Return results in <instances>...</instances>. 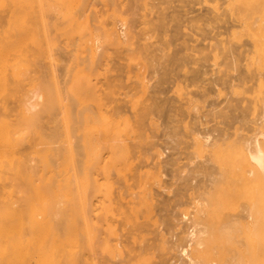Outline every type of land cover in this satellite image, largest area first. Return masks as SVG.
<instances>
[{
  "label": "bare ground",
  "instance_id": "obj_1",
  "mask_svg": "<svg viewBox=\"0 0 264 264\" xmlns=\"http://www.w3.org/2000/svg\"><path fill=\"white\" fill-rule=\"evenodd\" d=\"M120 1H122V0H120ZM120 1L118 0V2H120ZM228 1L229 2H228L227 7H229V13L233 14V16L231 14H230V16H232L233 18L235 17L236 21H238L239 23L236 22L234 19H232V20H234V22L239 24L240 27L235 23L239 28H241L240 30L243 29L244 33L246 32V33L250 34L251 42L250 41L247 42L248 44L246 46H249V47L244 46V49H240V47H239V49L238 48L233 49V48H231V46L223 45L225 42H222L220 39L219 40L221 42H219V43H221L222 45L219 44V45H216V47H215L216 42H215V44L214 43L212 44V45H214L215 49L218 48L215 51V53L212 52V54H214L213 55L214 60H217L218 58L220 59L221 55H228L231 53V55L229 56L231 58H229L228 60L225 58L224 59L227 60V62H229V60H230V63H229V67L231 68L230 70H236V72H237L236 75L230 74L231 71L229 73L228 72L229 70L227 71V69H224L225 67L222 68L221 66H219L220 64H222V63H219V62H221V59L218 62L219 65H216L217 62L214 63L212 61L216 65V67L219 66L222 69H220V68L218 69V67H217L218 70L216 72L214 71L215 73L212 71L213 72L212 74L215 76L212 75L213 77H211V79H210L211 82H209V81L208 82L211 85H213V87H214V85L222 84V86H224V84H225L226 85L225 87L226 88L229 87L230 92H232V96H228V95H230L229 91L227 92V90H226V93H224L223 91L221 92L220 89H219L220 91L218 90L217 94H220V95L225 94L226 95L227 102H226V106L224 105L226 107V110H222V109L220 110V108L216 109L217 107H214L216 102L215 101L212 102L213 101L212 100L209 103L210 106H213L212 110L209 111L210 112L209 115H212L211 117H213V118L209 119L207 117L208 116L207 114L199 115L198 113L200 112L199 111V105H200L199 102L200 101L197 100L198 98L195 99L191 95L189 97H187V93H188L186 91L187 89L185 91L183 90L184 92H187L186 93V101L183 102V105L178 107V106H176L177 101L175 102V106H176V109H178V111H179V109H180V111H187V112H189L190 115L193 114L190 112H192V111L195 112L193 114V115H195V117H194L195 121H193L192 124H190L191 122L190 123L184 122L185 124H183V125L185 128L184 127L183 128L185 129V132L184 133L181 132L182 136L179 135L181 137H187V138L190 137L191 138V142H186L188 144L187 145L185 144L186 146H184V148L190 147L197 154L199 152L200 153L203 152L204 154L206 153V155L208 154V160L207 161L205 160L206 163L205 162H203V163L197 162L198 164H201V165H199V166L195 165L196 167L191 168V170H189L188 173H186L183 176L182 175L179 176V178L180 177L183 178L184 182L188 183V182H190V180L192 178L194 179V177H196V175H197L198 181L196 183L193 182L195 184L190 183L191 186L189 188V189H193V192H191L190 197L193 200V203L195 206L194 208H196V210L194 211L195 213L193 212L194 214L192 215V217L187 216L188 219H191V220H189V222L187 220H185L187 218L185 217V214H184L183 217L185 219L183 222L187 221L189 224L187 222L184 223L186 225L183 224L180 231L177 233L175 232L171 239H169V237H167L168 240H165V235L161 237L163 239V241L170 243L166 247V248L170 249L169 252H171V249H177V248L180 249V251H181L178 259L175 260L176 262H171L170 260L172 258L167 257L166 259H167L168 264H176V263H178V264H204V261H202V259L200 258L201 250H198L197 254L191 256L190 251L186 253L185 246H183V245L185 244L187 246H192L193 244H195L198 246V248L200 246H202V244H203L202 242H204L203 241L204 229L206 228V221L204 218L205 217V211H206L205 207H207V203H208L207 200H209L208 198L209 197L212 198V196H214V195H218V198L220 197V199L223 203L226 202L224 206H226V204L228 203L227 200L228 201L230 200L229 196H231L235 199L237 198L238 201H240V199L243 198V199H246L249 203H252V204L247 203L249 205V207L243 208V214H241L240 216L236 215L237 213L234 214L235 212H225V216L223 217L224 218L223 220L220 221L219 220L220 218L217 219L220 221V224H217V225H219L218 226L219 231H220V229H222L220 231L221 236L219 237L220 239L222 237V239L221 240L219 239V240L221 242H223L222 240L226 239L225 240L226 242L224 245L226 246L228 244L230 246V248H229V246H226V247H228V249H230V252L225 246L223 248V244H221L222 246L218 244V246H219V248L221 247L222 249L226 248L225 250H227V252L231 255V256L226 255L228 257V260H226L227 258L225 257L222 264H256L255 263L256 261L254 262L253 260H250V258H248V256L245 254H244L245 255L244 258H242V257H241L242 259L238 258V255L236 254V252L234 251V248H233L234 246H236L237 240H234L232 237V234H230V233H232L234 231V229H237L239 226L244 228V230H243L244 232H246L245 229L247 230L248 228L250 229L249 231H252V226L253 225L255 226V224L257 223V222L255 223V219H254L255 206L257 207L259 205L258 203H260L263 205L262 209L264 210V0H261V1L259 0V3L256 4V7H254L255 4L252 5V4L248 3L249 0H228ZM109 2L112 3L114 6L115 2H117V0H109ZM109 2H107V3H109ZM152 2H154V1H152ZM169 3H171V1H169ZM225 3H227V1ZM48 4L49 3L47 0H0V26H1V28H4V30L2 29V31L0 32V95L3 94V95H1L3 98L0 96V99H2V100H0V182L2 181V184H0V186L2 185L0 187L1 188L0 189V194H1L0 195V264H113L114 260H112V261L109 260V258L111 256H112V259H114L113 257H117L118 259H120L121 262L125 261V264H130V260L135 259V258H138V260L141 261V263H143L144 259L146 260L147 258H151V257H149V255L153 254L149 249L157 248L158 244H152L151 243L150 245H148V244L147 245L146 244L141 245L140 244L141 241L137 240V241H139L138 242L139 246L137 244L138 248H137V246H135V247L133 246L131 249L127 250L126 245L125 246L120 245L121 243H119V245L124 248V249H122V247H120V248L115 247V245L117 243L116 244L111 243L112 242L111 236L115 235L119 228L117 229V225L115 226V222L113 221L116 219V218L114 219V214H113V209L115 207V206H113L115 203L114 202L115 197L113 196L114 195L113 194L114 193V190H113L114 184L112 185L109 180H111L110 178H111V175L113 173L119 174V172H121L123 168H125V167L129 168V167H131L130 166L131 164L135 163L136 159L133 158V160H135V161L132 160V157H134L133 152L134 153H135V151L138 152V156L140 158L141 157H145L144 159L148 158L149 155H147V154L149 153V151L144 148V146H146V144L144 145V142L147 143L146 141H147V139H149L148 138L149 135L146 132V134L148 136H147L146 141H145L144 136L146 137V134L143 132L145 134L143 136V134H141L142 132L141 133L139 132V130L141 128L140 123L144 119V117L149 116L150 124L157 126V127H160L157 124V123H159V120H158L159 118H156V115H159L158 117H162L163 115L155 114L156 112L158 113V111H159V110L156 111V109H155L156 105L155 104H156V102L159 101V99H158V101H156L157 96L159 98L162 93H166L165 88L163 89L164 86L162 84L164 82H167L166 80H168L167 78H169V76H167V77H165V76L169 75L168 73L170 70H168L169 68L167 67L166 64L162 65V68H163L162 70L159 67H158L159 68L158 69L155 66V64H153V61L156 58L154 57L155 59H153V61L151 62L150 61L151 58L149 57V54H148L149 51L147 52V50H146V52H147L146 54H148L149 60L148 61L146 60L145 63H143V64L148 68L149 67L153 68L152 71H149V72H152L151 78L153 77L154 74L159 75V78H157L158 79L157 81L159 84L156 85L158 87V90L155 91V89H154L153 90L154 92L150 94V98H149V99H151V101H149V104H150V102L153 104H150L147 106V105H145V101H143V103H141L138 100V99H141V97L140 98L137 97V99H135L134 97H136V96H134L133 94L132 95L134 97L130 96V99H126V98L124 99V100H126V102H127V100L129 102H131L132 105H129V108H130V106H133L131 109H133L132 111L134 112V115H135L134 118L138 123L136 125V127L133 126V124H132L133 122L130 123V121H132L129 118L130 116L128 117L124 113V111H126V110H124V107L127 106L126 102H125V104H120V105L117 104V106L114 105L115 107L113 106V108H111L113 110L112 111L110 110V112H111V113H109L110 116H106V115L102 116L100 114L101 113L103 114V112L101 110H99V111H101L99 114V111H97V109L94 108L96 110L95 111L93 109L94 112H97L100 115V116H98V115L96 116L97 117L96 121L98 123L103 124V126H104L103 128H101L100 132L95 133L93 131V128H91V126H90V122H94V121H91V119L93 118L92 115L93 114L95 115V113L92 110L93 104L92 105H86V106H91V108L86 107V106L80 108L79 104L81 102L79 100L83 101V99H84V101H86L85 97H86L87 93H89V92L92 93V90H93V92H96L97 89H99V88H97L95 91V87L92 86L90 82L91 81L93 82V78H95V79L98 78L99 75L97 76V74H100V73L97 70V66L99 63H101V61H103L102 65H104V63L106 65H108V61H106V59H107L106 57H108V55L105 56V54L103 53L104 51H103L102 54H104L103 56H105V58H103V59H102V57L98 58L100 60H97L98 62L96 61L98 63L97 64L95 62V59H92L91 56L86 55L85 57L83 56L84 58L82 56H80V54L83 52L80 53L78 48H73L71 51L68 50L69 52L66 49H63L62 53L60 54L61 57L59 58V61L61 60L63 65L61 62H59V63H61V67L59 66V63H57V64H58L59 68L61 69L60 73H61L62 77L63 76L65 77L66 74H68V76H66L67 79H69V78L71 79V80L70 79L64 80L63 79L64 77L63 78L59 77L60 79H58L57 78L58 74L56 76V74L50 73V72H55L54 69H56V68L55 67L52 68V67L56 66L57 64L55 65V63H54L55 60L53 61L54 57L52 58V56H53L51 53L52 50L50 52L51 45H50V47H49V45L48 46H46V45L48 42L50 43L52 41V39L61 38L60 35L67 34L68 32L77 31V30H79V28H80V30H82L86 24L89 26L91 23L90 21H92V20H93V22L91 23L90 27L95 25V27L93 26L94 30L101 32L102 36L105 38L106 42L109 45L115 44L113 46H116V45L122 46V45L126 44V40H128V41H130V46L135 45V44L137 46V43H139V42H135V44H134V41H133L134 35H132L130 33L131 32L130 30L127 31L128 30L127 27H129L130 25L126 26L127 30L124 28L126 31L123 29V31L121 33L117 31L118 30L117 26L115 28V22H114L115 20L113 19V17H115V19H117V20H120L119 18H117L119 13L116 12V7H113L115 10L113 13L112 12L110 13V11H109L110 14L105 15V13L103 12V14L106 17V19H102V20H104L103 22H102V20L100 21V19L103 16V15H101L102 13L100 14L95 9H94L95 11L92 9V13H90V15L88 13V10L86 9L87 13L90 17H91V15L92 16L94 15V16H93V18L91 17L92 19L89 17L87 18L89 22L85 21L86 20L85 18L87 17V13H85L86 11L84 9L82 10V7H81L80 9L82 11L80 10L81 11L80 12L78 9L77 12L75 11L76 12L75 14H77L76 16H78V18H79V16H82V18L84 19V21H83L84 23L80 22L83 20L81 17L80 18L82 20H79L76 16H73V17H76V18H73L74 20L70 21L71 20L70 18H68L69 20H66V25L70 27V29L66 30L65 28H63V26H61V25L65 24L64 23L65 21L64 22L62 20L58 21L57 16L54 15L55 12L53 10H52L53 17H48L51 15V12L49 11V9L52 8ZM71 4H73V1L71 2ZM120 4H122V3H120ZM155 4H156V2H155ZM166 4H168V2ZM130 5L132 6V4H130ZM156 5L154 7H156ZM245 5H247V6H245ZM5 6L8 7V9H7L8 11L6 10L8 13L7 16H5V15L3 16V14H2V9H3V7L5 9ZM87 6H89V5H87ZM87 6L85 5L84 8H86ZM92 6H94V8H95L96 5H92ZM147 6H150V5H147ZM223 6H222V8H223ZM143 7H144V5H143ZM168 7H170V6H168ZM227 7L224 6V9H226ZM134 8H136V6H134ZM138 9H140V8H138ZM157 9H159V8H157ZM188 9H190V8H188ZM227 9H226V11H227L226 14H228ZM100 10L102 11V9H100ZM122 10H121V12H122ZM128 10H130V9H128ZM140 10L142 11V9H140ZM143 10H146V7L143 8ZM162 10H164V9L162 8ZM48 11H49V13H47ZM93 11H94V13H93ZM111 11H113V10H111ZM131 11H133V14H134V11H136V10L132 9ZM141 11H138V12H141ZM151 11H154V10H151ZM161 11H159V12L161 13ZM189 11H191V10H189ZM106 12H108V11H106ZM148 12H149V10H148ZM155 12H157V11H155ZM165 12H164V14H165ZM150 13L151 12H149V14ZM185 13H187V12H185ZM125 14H127V13L124 12V16H125ZM128 14H130V11ZM144 14H145V11H144ZM149 14H148V16H147V14L144 15L145 19L150 17ZM162 14H163V12H162ZM84 15H86V16L84 17ZM138 15H140V14H138ZM218 15H220V14H218ZM100 16H101V18H100ZM134 16H135V14H134ZM166 16H168V15H165V18H167ZM224 16H223L224 19L226 17H229V15L226 16L225 13H224ZM161 17H164V16L161 15ZM49 18H50V21H49ZM54 18H55V20L56 19L57 20L54 21ZM172 18H175V16ZM125 19L128 22L129 19H127V18H125ZM134 19H132V20L134 21ZM137 19H140V18L138 17ZM145 19H144V21H145ZM149 19H151V18H149ZM149 19H148V21H150ZM214 19H216V18L214 17ZM218 20H220V19H218ZM60 21L62 24L59 23ZM138 21H136L135 23H137ZM141 21H143V20H141ZM146 21H147V19H146ZM5 22H6V25H3V23L5 24ZM104 22H106V24H104ZM234 22H232V23H234ZM7 23H8V27H7ZM156 23H157V21H156ZM159 23H160V21H159ZM225 23H227V22H225ZM228 23H230V22H228ZM52 24H53V27H51ZM128 24H131V23H128ZM162 24H163V22H162ZM2 25H3V27H2ZM58 25H60V26H58ZM87 25L85 27H88ZM106 25L108 28L106 27ZM143 25H145V24H143ZM148 25L150 26V24H148ZM229 25H231V23ZM81 26H82V29H81ZM165 26H166V24H165ZM231 26H228V28L230 29ZM49 27H51L52 29L49 30ZM61 27L63 29H61ZM90 27H88V28L90 30H92V27L91 28ZM137 27L135 26V28H137ZM139 27L141 28V26H139ZM162 27L163 26H161V23H160V28H162ZM131 28L133 29V27H131ZM135 28H134V30H135ZM146 28H147V25H146ZM146 28H144V29L147 30ZM156 28H157V26H156ZM234 28H235V26H234ZM234 28H231V31H232V29L234 30ZM53 29H54V32H52ZM158 29H159V27H158ZM229 29H227L228 33H229ZM140 30H142V29H140ZM149 30H151V29H149ZM167 30H165V31H167ZM177 30H179V27ZM177 30H175V32H177ZM236 30H237V28H236ZM151 31H155V30H151ZM160 31H162V30H160ZM165 31H162V32H165ZM127 32H129L130 34ZM55 33H57V34H55ZM232 33L234 35L235 32H231V34ZM239 33H240V31H239ZM239 33L238 34L236 33L233 36L236 38L237 42L241 41V39H242L241 38L242 36L240 37V35H242V34L239 35ZM241 33H242V31H241ZM142 34H143V31H142ZM156 34L157 33L155 32V35ZM231 34L227 35V39H228V36ZM130 35H132L131 38H130ZM136 35H139V34H137V31L135 33V36ZM151 35H154V33L153 34L151 33ZM155 35L152 37H155ZM161 35H163V34L159 33V36H161ZM174 35L176 36V34H174ZM233 37H232V39H233ZM140 38L142 39V36ZM148 38H149V36H148ZM162 38H163V36H162ZM135 39H136V37H135ZM176 39H178V38H176ZM232 39L230 37V41L233 42L234 39L233 40ZM155 40H157V38H155ZM162 40H164V39H162ZM162 40H160V42H159L160 45H161V42H163ZM166 40H168V39H166ZM222 40H223V38H222ZM136 41H138V40H136ZM158 41H159V39L157 40L156 43H158ZM223 41H225V40H223ZM230 41H229V43H230ZM132 42H133V44H132ZM170 42H171V40H170ZM232 42H231V44H232ZM164 43H165V41L162 44H164ZM142 44L143 43H141V46H142ZM166 44H167V41H166ZM157 45L158 44H156V46ZM168 45H169V43H168ZM117 46H116V48H117ZM138 46H137V48H132V49H136L133 51H135L137 53V50H139L140 53L141 52L143 53V51L141 49L143 48V50H144L145 47L140 48L141 46L140 47H138ZM235 46H237V45H235ZM241 47H243V46H241ZM13 48L15 50L14 53L17 51L15 54L13 53V50H12ZM146 48L149 49L148 46ZM162 48H164V47H162ZM187 48L189 49V47H187ZM208 48L209 47H207V49ZM212 48H213V46H212ZM75 49H77L78 52ZM153 49H154V47L152 48V50ZM214 50L212 49V51H214ZM139 51H138V53H139ZM155 52H156V50H155ZM70 53H72V54H70ZM108 53L106 52V54H108ZM156 53L158 54V52H156ZM208 53H211V52H208ZM208 53H206V55ZM152 54L153 53H150V56H152ZM166 54H164V56ZM175 54H177V53H175ZM178 54H179V52H178ZM11 55H13V56L11 57ZM138 55H140V54H138ZM100 56H102V55H100ZM154 56H156V55H154ZM158 56H159V54H158ZM158 56H156V57L158 58ZM168 56H169V53H168ZM133 57H136V56L134 55ZM139 57H141V55ZM142 57H143V54H142ZM208 57L210 59V55ZM208 57L206 60H209ZM144 58H146V57H144ZM152 58H153V56H152ZM159 58H161V56ZM175 58H176V56H174L173 59H175ZM177 58H179V57H177ZM110 59H112V56ZM128 59L130 60L132 58L128 57ZM47 60H48V62H47ZM107 60H109V59H107ZM156 60H155V63H156ZM169 60H171L170 56H169ZM206 60L204 59L205 62H206ZM86 61H88V62L86 63ZM159 61H158V63H159ZM162 61H163V59H162ZM185 61H187V60H185ZM209 61H207V62H209ZM94 62L96 63L97 66H94L95 65ZM146 62H147V64H146ZM193 62H194V60H193ZM196 62H197V60H196ZM72 63H73V65L71 66L70 64H72ZM158 63H157V66H158ZM173 63L174 62H172V64ZM177 63L179 64V61H177ZM184 63L185 62H183V64ZM227 65H228V63H227ZM243 65H244V68H243L244 70L242 69ZM58 66H56V67H58ZM76 66H78V67L81 66L85 69L87 68V70L88 69L92 70L91 69V66H92L94 68L92 73H94V70H97V72H95V74H94L97 77L96 76L94 77L93 75L92 76L88 75L89 77L91 76V78L89 80V77L86 75V74H90L89 71L82 68L83 72L84 71L85 72L82 73V75H81V73L78 72L81 70V68L76 71V69H75V68H77ZM168 66H169V64H168ZM170 66H171V64H170ZM47 67H49V68H47ZM88 67H90V68H88ZM98 67L102 68L101 65ZM106 67H107V69L109 68L108 66H106ZM113 67L114 66H112L111 68H113ZM187 67L188 66H186V68ZM212 67H214V66H212ZM46 68L49 71L45 70ZM59 68L57 70H60ZM101 68H100V70H103L104 73H106L105 72L106 69H104L105 67H103L102 69ZM176 68H177V65H176ZM206 68H208V67H206ZM206 68H205V70H203V68H202L199 71L203 74H204V72L208 73V70H206ZM209 68H211V66H209ZM114 69H115V67H114ZM178 69H179V66H178ZM196 69H197V67H196ZM180 70H181V68H180ZM188 70H186V71L189 72ZM213 70H216V69H213ZM38 71L43 72L41 74L44 77L52 76V81H51V78H49L50 79L49 81H51V84H48V85H52L51 87L54 88V91L52 88H50L53 92H55L53 94L55 96H53L51 94L53 99L50 98L51 96L49 95L50 93H52V91L50 93L45 92V95H44V91H46V90H44V87L48 86L47 84H45V83H47L45 80H41L44 83V84L42 83L43 85L41 84V81L39 82L38 80H36L37 81L36 82L35 79L32 80L33 78H35L36 74L39 75L40 72H38ZM73 71H76L78 73L73 72ZM112 71H113V69H112ZM199 71H197V72H199ZM32 72H34V73L36 72V74H33V76H32ZM146 72H147V70H146ZM190 72H191V70H190ZM194 72H196V71H194ZM55 73H58V71ZM60 73H59V75H60ZM69 73L74 74L75 77L76 76L79 77V75H81V76H83V78L85 76V78L84 79L78 78L79 80H77V77H76V79H73L74 76L73 77L70 76ZM101 73H102V71H101ZM110 73H112V72H109L108 74H110ZM175 73H176V71H175ZM175 73H174L173 78H171V79L177 81V77L175 76ZM63 74H65V75H63ZM188 74H190V73H188ZM171 75H172V73H171ZM176 75H178V74H176ZM191 75H193V73ZM104 76H106V75H104ZM206 76L207 77H205V80H206V78H208V75H206ZM86 77L88 78L87 80H85ZM110 77H111V75L109 76V79H110ZM174 77H176V78H174ZM191 77L185 73V79L180 78L178 83H176L180 87H178L176 85L177 87L175 86L176 88H174L176 90V92H175L176 94L179 91H180V93H178L179 96H180V94L182 96L185 94L184 92H183L184 94L181 93L184 85H180L181 84L180 82H184L185 87H187L186 82H188V80L190 82L191 80H193L195 78V76H191ZM154 78H155V76H154ZM154 78H153V80H154ZM178 78H179V76H178ZM198 78H199V76H198ZM80 79H82V80H80ZM105 79H106V77H105ZM107 79H108V77H107ZM201 79H202V77H201ZM203 79H204V77H203ZM110 80H112V77ZM33 81H35V83H32ZM82 81H84V82H82ZM86 81H90V82H86ZM106 81H109V80H105L104 82H106ZM251 81H253V83H250ZM27 82H28V84L30 82V83L36 84V85L35 86L33 85V87H35V88L32 87L30 92L25 91L27 93L24 92L26 95L24 94L25 96L22 98L21 96L18 95V93L21 91L23 86L27 85ZM52 82L54 84H52ZM111 82H113V80ZM193 82H195V81H193ZM77 83H79L78 84L79 86L77 85ZM84 83H85V85L88 84L87 86L91 85V86H89L90 89H89V87H87L89 89V90L87 89L89 92H86V94L83 90V89H86L85 88L86 86L83 85ZM96 83L97 82L95 81L94 84L97 85ZM146 83H148V82L142 81L140 83V86H142V88L144 89V91H142V92H145V91L149 92V85ZM37 84H39V85L37 86ZM108 84H109V82H108ZM108 84H106V86ZM112 84H114V83H112ZM116 84H117V82H116ZM210 84L208 85V87L212 88V86H210ZM118 85H113V86L114 87L116 86V88H117ZM196 85H198V82ZM201 85H202V83L199 84L200 87H201ZM75 86L77 88H75ZM80 86H82V87H80ZM83 86H85V87L83 88ZM108 86H110L112 88V85H108ZM156 86L154 88H157ZM42 87H43V89H42L43 91L41 90ZM78 87H80L81 89L83 88L82 90H83V93L85 95L82 94L84 96V97L82 96L83 97L82 99H79V97L81 98V96L78 94H81L82 90ZM91 87L94 89H92ZM114 87L112 89L116 90V88L114 89ZM168 87L166 86V90L169 89ZM190 87H191V85H190ZM107 88L108 87H106V91H107ZM142 88L140 87V89H142ZM177 88H179V89L181 88V89L177 92V90H178ZM47 89H48V87H47ZM77 89H78V91H80L79 93H77L78 91L76 92L77 93L76 96H78V98L76 97V99H74L75 94L69 96L70 93L72 94V92L77 90ZM151 89H153L152 86H151ZM213 89H215V88H213ZM100 90H102V89L100 88ZM100 90H98V92ZM109 90L110 89H108V91ZM171 90H172V88H171ZM41 91L43 92V94L41 93ZM106 91L105 90H104V92L102 91L103 94L106 93V94H104L106 96V98L108 97V99H111L110 96L116 94L118 90L116 92L114 91L115 93L112 90L109 91L110 96H107L109 94H107L108 91L107 92ZM203 91H204V93L201 96V100L204 98V101L207 100V98L211 97V95H213L214 93L217 92L215 90L216 92L211 94L213 90L208 89V88H206ZM150 92H152V91L150 90ZM46 93L47 94L49 93V94L46 95ZM73 93H75V92H73ZM125 93H127V94H125V96L126 95L129 96V92H125ZM196 93L197 92L195 91V94ZM67 94H68V98H69L70 102L67 100ZM89 94H87V97H89L93 94L95 101H96V99H97L95 97L96 94H94V93H92L90 95ZM145 94L141 93V95H144L146 97ZM234 94H236L238 97L233 96ZM247 94H250V95L253 94L254 95L253 99L246 97ZM17 95H18V97H17ZM43 95L46 97H43ZM99 95H101V94L98 93V96H97L98 98H99ZM188 95H189V93H188ZM47 96H48V98H47ZM54 97H55V100H54ZM70 97H72V98H70ZM114 97L112 96V98H114ZM217 97H218V95H217ZM15 98H18V99H16L17 104H15L16 102H14V104L12 103V101H14ZM94 98L92 99L93 101L91 100L93 103H95L94 106L97 107L96 106L97 104H98V106H101V102H99V100H101V98L97 99L98 100L97 102H99V103L95 102ZM103 98H105V97H103ZM163 98H165V97H163ZM77 99H79V100H77ZM108 99H106V101L103 99V101L105 103H110L111 101H109ZM115 99H112V100H115ZM169 99H171V98H169ZM142 100H145V99L143 98ZM147 100H148V98H147ZM78 101L80 103H78ZM84 101H83V103H84ZM87 101H90V100H87ZM166 101H167V99H166ZM112 102L110 103V105H112ZM161 102H160V104H161ZM168 102H169V100H168ZM83 103H81V106ZM105 103L102 102V105L104 104L107 106V104H105ZM200 103H202V102H200ZM11 104H13L14 106ZM158 104H157V107H159ZM162 104H165V103L163 102ZM110 105H109V107H111ZM170 105H171V103H170ZM172 105H174V104L172 103ZM170 107H173V106H170ZM223 107H221V108H223ZM169 109H167V110H169ZM208 109H209V107H208ZM86 110L90 111V113L88 115H84V112ZM104 110H108V106H107V109H104ZM154 110H155V113L153 112ZM91 111L93 112L92 114H91ZM174 111H176V110H174ZM108 112H106L107 115H108ZM159 112L161 113V111H159ZM166 112H168V111H166ZM179 112H176V113L179 114ZM174 113L175 112H173V115H174L173 117L175 118ZM151 114H152V116H150ZM165 114H167V113H165ZM168 115H169V113H168ZM180 115H181V113H180ZM185 115H183V116H185ZM49 117H51V118H49ZM166 117H167V115H166ZM170 117H172V115ZM219 118L221 120H218ZM182 119H185V118L183 117ZM92 120H94V119H92ZM174 120L175 119H173V121ZM191 120H192V118H191ZM143 121H145V119ZM166 121H168V120H166ZM142 123H144V122H142ZM210 123H213V124H211L209 126ZM165 124H167V123H165ZM203 124H204V128L202 127ZM222 124H223V126H220ZM170 126H171V124H170ZM46 127L51 128L52 132H49L50 134H48V135H49V137L51 136V138L52 137L54 138V140H52V142H50L51 138H49V137L47 138L48 135L46 134V131L48 132L49 130H46ZM178 128H179V126H178ZM180 128H182V127H180ZM152 129H154V128H152ZM117 132L121 133V136H119L118 138L113 136ZM153 133L155 136L154 131H153ZM33 136H37V138H41V140H47L48 139L47 141H49V143H52V144L55 143V141H58L57 145H55V146L52 144H51L52 146L51 145L49 146V143L46 142V144H48V146H46L44 149H47V151L46 150H45V152L42 151L41 155L43 157L41 155H39V157L41 159L40 163H42V166H39L37 164H31V161L29 162V159H28V157H30L31 154H28V152L26 154H24L23 152L22 153L20 152L22 150L21 144L23 142L25 144L26 142H28L26 140H30ZM162 136H163V134H162ZM160 137H161V135H160ZM152 138H150V139H152ZM157 138H158V134H157ZM169 138H170V135H169ZM177 138H179V137H177ZM187 138H185V140H187ZM102 140L105 141L104 148L107 149V154L105 157L99 159V157L98 156L96 157V155L92 152L93 151L92 148L97 145L95 143L101 142ZM153 141H154V139H153ZM156 142H159V140ZM156 142H152L151 147L155 148L157 145L159 146V144H161V142L159 144H157ZM164 142L162 143V145H164ZM181 142L183 143V139ZM169 143H170V141H169ZM24 144H23V146H24ZM30 145H32V144H30ZM170 145H171V143H170ZM18 146H19V148H18ZM20 146H21V148H20ZM147 146L150 147L149 145H147ZM180 146H178V147H180ZM28 147H32V146L28 145ZM144 149L146 151H144ZM149 149H151V148H149ZM173 149L172 150L170 149V151H173ZM180 149H182V147ZM48 150L50 151V153L48 152ZM19 152H20V154H19ZM38 152H40V150L37 151V154H39ZM47 152L49 155L46 154ZM152 152H153V154L157 152L156 155L154 154L155 156L162 155L161 150L160 149L158 150V148L156 149V151L154 150ZM178 152L180 154H183L185 151L182 152V151L178 150ZM178 152L176 151L177 154H179ZM43 153H45V155H43ZM51 154H52V156H50ZM185 154L189 155L190 152H188V153L185 152ZM26 155H27V157H26ZM47 155H48V157L50 156V158L52 157V159H51L52 162H51V160L49 162L50 158H48V157L45 158ZM154 155H151V156L155 157ZM171 155H173V154H171ZM23 156L26 158H24ZM168 156L169 155L167 154V157ZM41 157L43 159H47V160H43V162H42ZM155 159H156V157H155ZM153 160L154 159H152V161ZM192 160L194 161V159H192ZM37 161L39 162V160H37ZM132 161H133V163H132ZM146 161L148 162L149 160H146ZM157 161H159V160H157ZM166 161L169 162L171 160L169 159ZM38 162H36V163H38ZM140 162H142V161H140ZM163 162L164 161H161V164ZM40 163H38V164H40ZM165 163L166 162H164L163 164H165ZM169 163H167V164H169ZM152 164H155V163L153 162ZM140 165H142V164H140ZM140 165H136V166H140ZM158 165H159V163H158ZM162 165H161V167H162ZM175 165H176V163H175ZM166 166H164L163 168H165ZM161 167H159V168H161ZM168 167H170V166H168ZM138 168L140 169V167H138ZM159 168H158V170H159ZM165 169H164V171H165ZM96 170H101L100 174L103 175V177L101 176V178H104L106 180L105 183H103L104 184L103 187L99 183V178L95 177L96 176L95 175ZM154 170H155V168H154ZM142 171H143V169H142ZM142 171L141 172L139 171L136 174L134 173V180L136 179L135 182L138 183V186H140V188H142V190L140 193L135 192V191L132 192L134 195H136V197H139L140 200H143L142 194H145V190H146L145 188L147 187L146 184L147 183L153 184L154 181L156 180L155 179L156 173L154 174V172L150 173V172H144V171L142 172ZM174 171H175V169H174ZM157 172H159V171H157ZM47 173H48V175H47ZM168 174L171 175L170 173H168ZM49 175H50V177H49ZM199 175H202V176L199 177ZM46 176H48V177H46ZM149 176L150 177L155 176V177H154V179L151 178V180H150ZM197 177H196V179H197ZM169 179H170V177H169ZM181 180H180V182H181ZM156 181H158V180H156ZM101 183H102V181H101ZM132 184H134V182ZM188 185H189V183L187 185H185V187ZM138 186H136V188ZM144 186H145V188H144ZM149 186H150V184H149ZM130 188H131V186H130ZM175 190H177V189H175ZM185 190H186V188H185ZM99 191L103 192V196L105 197V201H106L105 203H103V205H104L103 209H105L104 216L103 215L95 216L97 214H94V212H96L95 209H97V208H95L97 205H96V201L94 200V196H96V193H98ZM188 193H189V191H188ZM176 194H177V192H176ZM176 194H174V196ZM122 195H123V193L120 194V196H122ZM185 195H186V197H188L187 194H185ZM178 196H180V194ZM225 198H229V199H225ZM238 198H240V199H238ZM230 201H229V203H230ZM236 201H235V203H236ZM190 202L192 203V201H190ZM218 202H220V201H218ZM144 203L145 202H143V204ZM232 203H234V202H231V204ZM242 203H244V202H242ZM239 204H241V203H239ZM224 206L221 205V207L223 209H224ZM235 207H237V206H235ZM227 208H230V207H227ZM227 208L225 210H227ZM149 210L150 209L147 208L145 211H149ZM207 210H210V209H208V207H207ZM223 211L224 210H222V212ZM214 213H215V211H214ZM263 214H264V212H263ZM126 215L123 216L124 221H123V218L120 221L124 222L123 224H125V225H128V224H131V225H128L127 227L125 225L121 226L122 223L120 221L116 220L118 223L121 224V225L119 224V226H121L123 228L125 227L127 229L129 228L128 230L131 233H133L134 230L138 231V229H140L141 223H143V222L140 221L141 223H138L139 220H137V216H135L134 217L135 220L131 219L133 221V223H131L130 222L131 217H128V214H126ZM97 217H100L101 219H99ZM257 217H259V216H257ZM150 219H152V216L150 217ZM256 221H258V219ZM153 222H156V221H153ZM256 225H258V224H256ZM130 226H131L132 230L130 229ZM253 228L256 229V227H253ZM254 232H255V230H254ZM250 233L251 232H249L248 235H250ZM101 234L103 236V239L100 238V237H102ZM169 234L171 235L170 230H169ZM172 234H173V232H172ZM104 235H106V236H104ZM250 237H252V236H250ZM250 237L248 236L249 239H250ZM244 241H245V239H244ZM121 242H123V240H121ZM228 242H232L234 244V246L232 245L233 250H232L231 245H230L232 243L229 244ZM162 245L164 246V244H162ZM162 245H159V246L162 248ZM181 245H182V248H180ZM160 247H159V249H160ZM205 250H207V248ZM259 250L262 251V255H264L263 254L264 248L259 246ZM195 251H197V250H195ZM223 251L224 250L221 251V253H222L221 256H224L223 253H225V252H223ZM232 251H234V252H232ZM132 252H134V255H131ZM231 252L234 254H232ZM237 252H239V251H237ZM144 255H146L148 257L145 256V258H143ZM232 255L234 256V258L232 257ZM235 255H237V256H235ZM240 255H241V253H240ZM102 256L104 257V259ZM151 256L154 257V255H151ZM107 257H109V258L107 259ZM204 258H206V257H204ZM262 258H264V257H262ZM220 260L222 261V258ZM146 261H148V259ZM262 261H263L262 264H264V260H262ZM114 262H116V261H114ZM141 263H139V264H141ZM219 263L220 262H218V264ZM131 264H137V263L135 261H133V262H131ZM148 264H149V261H148Z\"/></svg>",
  "mask_w": 264,
  "mask_h": 264
},
{
  "label": "rangeland",
  "instance_id": "obj_2",
  "mask_svg": "<svg viewBox=\"0 0 264 264\" xmlns=\"http://www.w3.org/2000/svg\"><path fill=\"white\" fill-rule=\"evenodd\" d=\"M48 1V5L50 6V7H52L51 9H49V11L51 12V15L50 16H48V17H53V15H52V10L56 13H54V15H56L57 16V19H58V21L59 20H62L65 24L64 25H61V26H63V28H65L66 30H68V29H70V27L69 26H67L66 25V20H69L68 18H70L71 20L70 21H72V20H74L73 18H78V16H76L77 14H75L77 11H78V9H79V11L81 10L80 8L82 7V10L84 9L86 12L85 13H87V10H88V13H89V15H90V13H92V9L94 10H97L101 15H103L102 16V18H101V16H100V21L102 20V19H106V17H105V15L106 14H110L111 12L113 13L115 10H114V8L113 7H116V12L117 13H119L118 14V16H117V18H119L120 20H117V19H115V17H113V19L115 20L114 22H115V28H116V26H117V31L118 32H122L123 31V29L125 28L126 29V26H128V25H130L129 27H127V31H131L130 33L132 34V35H134V44H135V42H139V43H137V46L138 47H140L141 46V43H143L142 44V46L140 47V48H142V47H145L144 48V50H143V48L141 49L142 51H143V53L141 52L140 53V51L139 50H137V53H138V51H139V53L138 54H140L141 55V57H139L140 55H138L135 51H133V50H136V49H132V48H137V46H136V44L135 45H132V46H130V41H128V40H126V44H124V45H122V46H117V48H116V46H113V45H115V44H112V45H109L107 42H106V40H105V38L102 36V33L101 32H99V31H95L94 30V27H95V25H93V26H91L92 27V30H90L88 27H90V25H91V23L93 22V20L92 21H90L91 23H90V25L88 26L87 24V26L88 27H83V29H82V26H81V29L82 30H80V28H79V30H77V31H74V32H68L67 34H64V35H60L61 36V38H58V39H52V41L48 44L47 43V45L46 46H48L49 45V47H50V45H51V48H50V52H51V50H52V58L54 57V59H53V61L55 60V65L57 64V63H59V62H61L62 63V61L60 60L59 61V58L61 57L60 56V54L62 53V51H63V49H66L67 51L68 50H72L73 48H78L79 49V52L81 53V52H83V53H79L80 54V56H91L92 57V59H95V62L97 61V60H100V59H98V58H101L102 57V59L103 58H105V56L106 55H108V57H106L107 59H109V60H107L106 59V61H108V65H106L105 63H104V65H102V63H103V61H101V63H97L98 64V66H102V68L103 67H105L104 69H106V73H104V71L103 70H100V68L101 67H98L97 65H96V63H95V65L94 66H97V70L99 71V73L100 74H97V76H98V78L97 79H95V78H93V82L91 81H86V82H90L91 83V85L92 86H94L95 87V91H96V89L97 88H99V89H97V91L96 92H93V90H92V93H94V94H96L95 95V97L97 98V99H100L101 98V100H99V102H101V106H98V104L96 105L97 107H95L94 106V104L95 103H93L92 101V99L94 98V95L92 94V93H90L88 90L90 89V87L89 86H91V85H89V86H87V85H85V83L83 84V85H85V86H83V88L85 87L86 89H83L84 90V92H85V94H86V92H89L90 94H92L91 96H89L90 94L89 93H87V94H89L88 96L89 97H87V94H86V97H85V99H86V101L87 100H90V101H84V99H83V101H84V103H83V101H81V100H79V99H82L84 96L82 95V94H84L83 93V90L80 88V87H82V86H80V87H78V88H80L82 91V93L81 94H78V95H80L81 96V98L79 97V99H77V100H79L81 103H83L82 104V106H81V103L78 101V103H80L79 104V106H80V108H82V107H84V106H86V105H92L93 104V106H92V110L95 108V109H97V111H99V110H101L102 112H103V114L101 113L100 114V112L101 111H99V114L100 115H102V116H110V114L109 113H111L110 112V110L112 111L113 109H111V108H113V106L114 105H116L117 106V104L118 105H120V104H125V102H126V100H124L125 98L126 99H130V96H136V97H134L135 99H137V97L138 98H140L141 97V99H138L141 103H143V101H145V105H150V104H153V103H151L150 102V104H149V101H151V99H149L150 98V94L151 93H153L154 91V89H155V91H157L158 90V87L156 86V85H158L159 83H158V79L157 78H159V75L158 74H154L153 75V77L151 78V76H152V72H149V71H152V67H146L143 63H145V61L147 60H149V57L151 58V62L153 61V59H155L156 60V63H155V60L153 61V64H155V66L158 68H160L161 70L163 69L162 68V65L163 64H166L167 65V67L169 68L168 70H170L169 71V75H166L165 77H167V76H169V78H167L168 80H166L167 82H164L162 85L164 86H162L163 87V89L165 88V91H166V93L168 94H166V93H162L161 94V96L158 98V96H157V100L156 101H158V99H159V101L158 102H156V107H157V104H158V106L159 107H155V109H156V111H161V113L158 111V113L156 112L155 113V110L153 111L155 114H161V115H163L162 117H158L159 115H156V118H159L158 120H159V123H157L160 127H157V126H154V125H152V124H150V118H149V116L148 117H144V119H145V121H141V128H140V130H139V132L141 133V134H143V136L146 134V132L148 133V135L146 134V137L144 136V139H145V141H146V138H147V136H148V138L149 139H147V143H145L144 142V145L146 144V146H144V148L146 149V150H148L149 151V153L147 154V155H149L148 156V158L151 156V155H156L157 154V152L156 153H154L153 154V152L152 151H156V149L158 148V150L160 149L161 150V152H162V155H160V156H155L156 157V159H155V157H153V156H151L149 159L147 158V159H144L145 157H139L138 156V152H136L135 151V153L133 152V156L134 157H132V160H133V158H135L136 159V161L135 160H133V161H135V163L134 164H131L130 166L131 167H125V168H123L122 169V171L121 172H119V174H117V173H113L112 175H111V180H109L110 182H111V184L114 186L113 187V190H114V205L113 206H115L114 207V209H113V214H114V219L115 220H113L114 222H115V226L117 225V232H116V234L115 235H112L111 237H112V242L111 243H113V244H116L115 245V247H118V248H120V247H122V246H120V245H126V249L128 250V249H131L133 246L135 247V246H137V244H138V242L139 241H141L140 242V244L141 245H143V244H148V245H150L151 243L152 244H158L157 246V248H151V249H149L153 254H151V255H154V257L153 256H151V255H149V257H151V258H147L148 259V261H149V264H168L167 263V257H169V258H172L170 261L171 262H176L175 260L176 259H178V257L180 256V253H181V251H180V249H171V252H169L170 251V249H168V248H166L170 243H168V242H165V241H163V239L161 238L162 236H164L165 235V240H168L167 239V237H169V239H171L172 238V236L174 235V233L176 232H179L180 231V229H181V227L183 226V224L184 223H186L187 221L189 222V220H191V219H188V217L187 216H189V217H192V215L195 213L194 211L196 210V208H194L195 206H194V203H193V200L191 199V197H190V194H191V192H193V189H189L190 188V183H192V184H195L197 181H198V177H197V175H196V177H197V179H196V177H194V179L192 178L191 180H190V182H188L189 183V185L188 186H186L185 187V185H187L188 183L187 182H184L183 181V178H179V176H183V175H185L186 173H188V171L189 170H191V168H193V167H196V166H199V165H201V164H198V163H200V162H205V160L207 161L208 160V154L206 155V153L204 154L203 152H199L198 154L197 153H195L194 152V150L192 149V148H184V146H186L188 143H186V142H191V138L190 137H181L182 136V134H181V132L182 133H184L185 132V127H184V125L183 124H185L184 122H188V123H190V124H192L193 123V121H195V119H194V117H195V115H193L195 112L194 111H192V112H190V113H193L192 115H190L189 114V112H187V111H180V109H179V111H178V109H176V106H182L183 105V102H185L186 101V93L188 92L189 93V95H188V93H187V97H189L190 95L191 96H193L195 99H197L198 101H200V102H202V103H200L199 102V115H203V114H207L208 116V118L209 119H211V118H213V117H211L212 115H209L210 114V110H212V107L213 106H210V101H212V102H216V106L214 105V107H217L216 109H218V108H220V110L222 109V110H226V102H227V100H226V95L225 94H222V95H220V94H217L218 93V90L220 89L221 90V92L223 91L224 93H226V90H227V92L229 91V94L230 95H228V96H232V92H230V89H229V87H225L226 85L224 84V86H222V84H219V85H214V87H213V85H211L209 82H211V77H213V76H215V75H213L212 73L215 71H217L219 68L220 69H222V68H224V69H227V71L230 73V71H231V73L230 74H234V75H236L237 74V72H236V70H230L231 68L229 67V63H230V60H229V62H227V60L229 59V58H231V57H229L230 55H231V53L230 54H228V55H221V57H220V59H221V62H219L220 61V59L218 58L217 60H214V57H213V55L214 54H212V52H214L215 53V51L218 49V48H214V45H212L213 43L215 44V42H216V44H215V47H216V45H222L221 43H219V42H225L223 45H227V46H231V48H233V49H236V48H238L239 49V47H240V49H244V46L245 47H249V46H246L248 43L247 42H251V36H250V34H248V33H244L243 31V29L242 30H240L241 28H239L240 26H239V22L238 21H236V19H235V17L233 18L232 16H233V14L232 13H229V7H227L228 6V0H226L227 1V3H225L226 1L225 0H152V1H154V2H152L151 0H122V1H120V2H118V0H117V2H115V5L113 6V4L112 3H110L109 2V0L107 1V0H47ZM73 1V4H71V2ZM105 1V2H104ZM169 1H171V3H169ZM261 1V0H260ZM93 2V3H92ZM95 2V3H94ZM107 2H109V3H107ZM130 2V3H129ZM132 2V3H131ZM141 2V3H140ZM147 4H146V3ZM150 4H149V3ZM155 2H156V4H155ZM168 2V4H166ZM100 3V4H99ZM120 3H122V4H120ZM134 3V4H133ZM152 3V4H151ZM248 3H250V4H252V5H254V7H256V4L257 3H259V0H249L248 1ZM261 3V2H260ZM120 4V5H119ZM130 4H132V6L130 5ZM137 4V5H136ZM144 5V7H143V5ZM154 4V5H153ZM249 4V5H250ZM87 6V5H89V6H87L86 8H84V6ZM92 5H96L95 6V8H94V6H92ZM106 5V6H105ZM118 5V6H117ZM146 5V6H145ZM147 5H150V6H147ZM152 5V6H151ZM156 5V7H154ZM159 5V6H158ZM170 6V7H168V6ZM172 5V6H171ZM186 5V6H185ZM225 7H227L226 9L228 10V14H226V9H224V6ZM134 6H136V8H134ZM140 6V7H139ZM142 6V7H141ZM220 6V7H219ZM222 6H223V8H222ZM245 6H247V5H245ZM7 6H5V9H4V7H3V9H2V14H3V16L5 15V16H7L8 15V13H7V9H8V7L6 8ZM112 7V8H111ZM127 7V8H126ZM131 7V8H130ZM146 7V10H143V8H145ZM154 7V8H153ZM161 7V8H160ZM212 7V8H211ZM99 8V9H98ZM104 8V9H103ZM126 8V9H125ZM138 8H140V9H142V11L140 10V9H138ZM157 8H159V9H157ZM162 8L164 9V10H162ZM188 8H190V9H188ZM87 9V10H86ZM100 9H102V11L100 10ZM113 10V11H111V10ZM120 9V10H119ZM124 11H123V10ZM128 9H130V10H128ZM136 10V11H134V14H135V16L138 18H140L141 20H143L144 21V19H145V17H144V15H146L147 14V16H148V14H149V12H151L150 14H149V16L150 17H148V18H146L147 19V21H146V19H145V21L143 22V21H141L140 19H137L135 16H134V14H133V11H131V10ZM154 10V11H151V10ZM212 9V10H211ZM223 9V10H222ZM7 10V11H6ZM81 10V11H82ZM94 10V11H95ZM108 11V12H106V11ZM118 10V11H117ZM121 10H122V12H121ZM148 10H149V12H148ZM162 10V11H161ZM189 10H191V11H189ZM49 11L47 12V13H49ZM76 11V12H75ZM80 11V12H81ZM94 11H93V13H94ZM109 11H110V13H109ZM129 11H130V14H128L129 13ZM138 11H141V12H138ZM144 11H145V14H144ZM155 11H157V12H155ZM159 11H161V13L159 12ZM166 11V12H165ZM170 11V12H169ZM175 11V12H174ZM213 11V12H212ZM103 12L105 13V15L103 14ZM124 12L125 13H127V14H125V16H124ZM132 12V13H131ZM136 12V13H135ZM162 12H163V14H162ZM164 12H165V14H164ZM185 12H187V13H185ZM211 12V13H210ZM218 12V13H217ZM223 14H222V13ZM88 13H87V17L85 18L86 20L85 21H88V17L89 18H93V16L91 15V17L88 15ZM98 13V14H99ZM224 13H225V15L226 16H228L229 15V17H226L225 19H224ZM123 14V15H122ZM132 14V15H131ZM138 14H140V15H138ZM218 14H220V15H218ZM230 14L232 15V16H230ZM138 15V16H137ZM161 15L162 16H164V17H161ZM165 15H168V16H166L167 18H165ZM181 15V16H180ZM73 16H76V17H73ZM86 15H84V17H85ZM121 16V17H120ZM133 16V17H132ZM143 16V17H142ZM146 16V17H147ZM160 18H159V17ZM175 16V18H172V17H174ZM216 18V19H214V17ZM224 16V17H223ZM82 18V16H79V20H82L81 18ZM104 17V18H103ZM142 17V18H141ZM156 17V18H155ZM193 17V18H192ZM60 18V19H59ZM91 18V19H92ZM122 18V19H121ZM125 18H127V19H129L128 20V22H127V20L125 19ZM136 20H135V19ZM149 18H151V19H149ZM155 18V19H154ZM192 18V19H191ZM195 18V19H194ZM220 19V20H218V19ZM52 19V18H51ZM56 19V20H57ZM132 19H134V21L132 20ZM148 19L150 20V21H148ZM154 19V20H153ZM159 19V20H158ZM232 19H234L236 22H238V23H236V22H234V20H232ZM55 20V18H54V21H56ZM126 20V21H125ZM139 20V21H138ZM162 20V21H161ZM231 20V21H230ZM49 21H50V18H49ZM57 21V22H58ZM84 21V19L82 20V21H80V22H82V23H84L83 22ZM104 20H102V22H103ZM122 23L123 21V25L120 23V22ZM136 21H138L137 23H135ZM156 21H157V23H156ZM159 21H160V23H161V26H163L162 28H160V23H159ZM89 22V21H88ZM87 22V23H88ZM101 22V23H102ZM133 22V23H132ZM143 22V23H142ZM148 22V23H147ZM162 22H163V24H162ZM225 22H230L231 23V25H229L230 23H225ZM232 22H234V23H232ZM53 23V22H52ZM56 23V22H55ZM60 24H62L61 23V21L59 22ZM128 23H131V24H128ZM147 23V24H146ZM159 23V24H158ZM239 26H237L236 24ZM80 24V23H79ZM89 24V23H88ZM104 24H106V22H104ZM127 24V25H126ZM143 24H145V25H143ZM148 24H150V26L148 25ZM157 24V25H156ZM165 24H166V26H165ZM235 24V25H234ZM3 25H6V22H5V24L3 23ZM3 25H2V27H3ZM83 25V24H82ZM125 25V26H124ZM132 25V26H131ZM138 28H135V26ZM143 25V26H142ZM146 25H147V28H146ZM154 25V26H153ZM159 25V26H158ZM231 26L230 27V29L228 28V26ZM58 26H60V25H58ZM105 26V25H104ZM139 26H141V28L139 27ZM152 26V27H151ZM156 26H157V28H156ZM168 26V27H167ZM179 27V30H177L178 29V27ZM227 26V27H226ZM234 26H235V28H234ZM7 27H8V23H7ZM51 27H53V24H52V26ZM51 27H49V30L50 29H52ZM90 27V28H91ZM106 27H107V25H106ZM131 27H133V29L131 28ZM158 27H159V29H158ZM167 27V28H166ZM174 27V28H173ZM226 27V28H225ZM0 28H1V26H0ZM62 27H61V29H63ZM108 28V27H107ZM134 28H135V30H134ZM144 28H146L147 30H145ZM231 28H234V30L232 29V31H231ZM236 28H237V30H236ZM239 28V29H238ZM2 29L4 30V28H1L0 29V32L2 31ZM124 29V30H125ZM132 29V30H131ZM137 29V30H136ZM140 29H142V30H140ZM149 29H151V30H155V31H151V30H149ZM168 29V30H167ZM227 29H229V33H228V30ZM125 30V31H126ZM134 30V31H133ZM159 30V31H158ZM160 30H162V31H165V30H167V31H165V32H162V31H160ZM175 30H177V32H175ZM227 32H226V31ZM240 31V33H239V31ZM136 31H137V34H139V35H136L135 36V33H136ZM142 31H143V34H142ZM235 32L234 33V35L237 33H239V35L240 34H242V35H240V37L242 38L241 39V41H238L237 42V40H236V38L235 37H233L234 35H233V33L231 34V32ZM241 31H242V33H241ZM52 32H54V29L52 30ZM148 32V33H147ZM155 32L158 34H156L155 35ZM160 34H163V35H161V36H159V33ZM162 32V33H161ZM167 32V33H166ZM127 33H129V32H127ZM129 33V34H130ZM146 33V34H145ZM150 33V34H149ZM151 33L153 34L154 33V35H155V37H152V36H154V35H151ZM165 33V34H164ZM55 34H57V33H55ZM145 34V35H144ZM168 34V35H167ZM172 34V35H171ZM174 34H176V36L174 35ZM228 34H231V35H229L228 36V39H227V35ZM132 35H130V38H131V36ZM171 35V36H170ZM174 35V36H173ZM54 36V35H53ZM56 36V35H55ZM59 36V37H60ZM138 36V37H137ZM142 36V39L140 38ZM147 36V37H146ZM148 36H149V38H148ZM162 36H163V38H162ZM135 37H136V39H135ZM144 37V38H143ZM151 37V38H150ZM230 37H231V39H232V37H233V39L236 41H234L233 39V42L232 41H230ZM139 38V39H138ZM153 38V39H152ZM155 38H157V40L159 39V41H158V43H156L157 42V40H155ZM176 38H178V39H176ZM222 38H223V40H225V41H223L222 40ZM225 38V39H224ZM162 39H164V40H162ZM166 39H168V40H166ZM221 41H220V40ZM244 39V40H243ZM136 40H138V41H136ZM140 40V41H139ZM152 40V41H151ZM160 40H162L163 42L165 41V43L164 44H162L163 42H161V45H160ZM170 40H171V42H170ZM246 40V41H245ZM166 41H167V44H166ZM173 41V42H172ZM227 41V42H226ZM229 41H230V43H229ZM245 41V42H244ZM151 44H150V43ZM231 42H232V44H231ZM240 42V43H239ZM243 44H242V43ZM148 45H147V44ZM155 43V44H154ZM168 43H169V45H168ZM175 43V44H174ZM230 45H229V44ZM235 43V44H234ZM60 44V45H59ZM109 46H108V45ZM132 44H133V42H132ZM151 46H150V45ZM156 44H158L157 46H156ZM144 45V46H143ZM164 45V46H163ZM208 45V46H207ZM210 45V46H209ZM213 46V48H212V46ZM235 45H237V46H235ZM134 46V47H133ZM148 46V48L150 49H147L146 47ZM176 48H174V47ZM233 46V47H232ZM235 46V47H234ZM241 46H243V47H241ZM154 47V49L152 50V48ZM161 47V48H160ZM162 47H164V48H162ZM187 47H189V49L187 48ZM207 47H209L208 49H207ZM211 47V48H210ZM139 48V49H140ZM160 48V49H159ZM175 49V50H174ZM212 49L214 50V51H212ZM13 50V53H14V48L12 49ZM18 50V49H17ZM76 51H77V49H75ZM146 50H147V52H148V54H149V57H148V54H146L147 52H146ZM155 50H156V52H158V54H159V56H158V54L155 52ZM159 50V51H158ZM166 50V51H165ZM182 50V51H181ZM211 50V51H210ZM104 51V52H103ZM153 51V52H152ZM165 51V52H164ZM176 51V52H175ZM17 52V51H16ZM15 52V53H16ZM69 52V51H68ZM74 52V51H73ZM72 52V53H73ZM78 52V51H77ZM76 52V53H77ZM102 52L105 54V56H103L104 54H102ZM106 52L108 53V54H106ZM118 52V53H117ZM163 52V53H162ZM172 52V53H171ZM178 52H179V54H178ZM208 52H211V53H208ZM14 53V54H15ZM72 53H70V54H72ZM112 53V54H111ZM136 53V54H135ZM145 53V54H144ZM150 53H153L152 54V56H153V58H152V56H150ZM155 53V54H154ZM167 53V54H166ZM168 53H169V56H170V59L171 60H169V56H168ZM173 55H171V54ZM175 53H177V54H175ZM184 53V54H183ZM206 53H208L207 55H206ZM13 54V55H14ZM83 54V55H82ZM110 54V55H109ZM142 54H143V57H142ZM161 54V55H160ZM164 54H166L165 56H164ZM186 54V55H185ZM189 54V55H188ZM225 54V53H224ZM13 55H11V57L13 56ZM100 55H102V56H100ZM114 55V56H113ZM136 56V57H133V56ZM154 55H156V56H158V58L156 57V56H154ZM182 55V56H181ZM184 55V56H183ZM210 55V59H209V56ZM111 56H112V59H110L111 58ZM161 56V58H159ZM164 56V57H163ZM167 56V57H166ZM174 56H176V58L177 57H179V58H175V59H173L174 58ZM189 56V57H188ZM194 56V57H193ZM206 56V57H205ZM58 57V58H57ZM83 57V58H84ZM94 57V58H93ZM128 57H130V58H132V59H128ZM144 57H146V58H144ZM155 57V58H154ZM163 57V58H162ZM188 59H187V58ZM207 57H208V59L210 60H206L207 59ZM212 57V58H211ZM58 60H57V59ZM87 58V57H86ZM165 58V59H164ZM184 58V59H183ZM227 59V60H225V59ZM162 59H163V61H162ZM179 59V60H178ZM191 59V60H190ZM204 59L206 60V62L204 61ZM161 62H160V61ZM182 60V61H181ZM185 60H187V61H185ZM193 60H194V62H193ZM196 60H197V62H196ZM113 61V62H112ZM158 61H159V63H158ZM174 62L173 64H172V62ZM177 61H179V64L177 63ZM207 61H209V62H207ZM215 63V62H217L216 63V65H219V63H222V64H220L219 66H221V67H219V66H217L218 67V69H217V67H216V65L213 63V62ZM47 62H48V60H47ZM88 61H86V63H87ZM166 62V63H165ZM176 62V63H175ZM182 62V63H181ZM183 62H185L184 64H183ZM191 62V63H190ZM201 62V63H200ZM219 62V63H218ZM225 62V63H224ZM61 63H59V66L61 67ZM157 63H158V66H157ZM161 63V64H160ZM169 64V66H170V64H171V66L169 67L168 66V64ZM181 63V64H180ZM198 63V64H197ZM203 63V64H202ZM205 63V64H204ZM227 63H228V65H227ZM245 63V62H244ZM146 64H147V62H146ZM160 64V65H159ZM175 64V65H174ZM200 64V65H199ZM208 64V65H207ZM212 64V65H211ZM62 65H63V63H62ZM71 66L73 65V63L72 64H70ZM93 65V64H92ZM116 65V66H115ZM174 65V66H173ZM176 65H177V68H176ZM182 65V66H181ZM188 66L187 68L189 69H187L186 68V66ZM191 65V66H190ZM204 65V66H203ZM227 65V66H226ZM56 66H58V64L56 65ZM56 66H53L52 68H56V69H54V71L55 72H57L58 71V73H55V72H50L51 74L53 73V74H56V76H57V74H58V76H57V78L58 79H60L59 77H62V75H61V73H60V71H61V69L59 68V66L58 67H56ZM82 66V65H81ZM78 67V66H76L77 68H75L76 69V71L77 70H79L80 68H81V70L80 71H78L79 73H81V75H82V73H84L83 72V70H82V68L83 67ZM106 66H108L109 68L107 69V67ZM112 66H114L115 67V69H114V67L113 68H111ZM118 66V67H117ZM178 66H179V69H178ZM203 66V67H202ZM209 66H211V68H209ZM212 66H214V67H212ZM63 67V66H62ZM190 67V68H189ZM192 67V68H191ZM195 67V68H194ZM196 67H197V69H196ZM203 68V70H205V68L206 67H208V68H206V70H208V73H205L204 72V74L203 73H201L199 70H201L202 68ZM216 67V68H215ZM47 68H49V67H47ZM47 68L45 69V70H47ZM60 69V70H57V69ZM88 68H90V67H88ZM101 68V69H102ZM118 68V69H117ZM147 68V69H146ZM158 68V69H159ZM177 70H176V69ZM180 68H181V70H180ZM200 68V69H199ZM229 68V69H228ZM244 68V65L242 66V69ZM83 69H85V68H83ZM91 69L92 70H90V69H88L87 70V68L85 69V70H87V71H89V73L90 74H86L87 76L88 75H93L94 77L96 76V75H94L95 74V72H97V70H94V73H92L93 72V67L91 66ZM112 69H113V71H112ZM117 69V70H116ZM213 69H216V70H213ZM116 70V71H115ZM146 70H147V72H146ZM186 70H188L189 72H187ZM190 70H191V72H190ZM210 70V71H209ZM244 70V69H243ZM47 71H49V70H47ZM76 71H73V72H76ZM82 71V72H81ZM101 71H102V73H101ZM112 72V73H110V74H108L109 72ZM175 71H176V73H175ZM194 71H196V72H194ZM197 71H199V72H197ZM213 71V72H212ZM38 72H40V71H38ZM72 72V73H73ZM78 72H76V73H78ZM181 72V73H180ZM183 72V73H182ZM188 75V76H195V78L193 79V80H191L190 82H189V80H188V82H186V85H187V87H185V83L184 82H180L181 84L180 85H184L183 86V89H182V94H184L183 96L180 94V96L178 95V93H180V89L182 88H177L178 90H177V94L175 93L176 92V90L174 89V88H176L177 86H178V84H176V83H178V81L180 80V78L181 79H185V73ZM214 72V73H215ZM227 72V73H228ZM236 72V73H235ZM41 73H43V72H40L39 73V75L38 74H36V72L34 73V72H32V76H33V74H36V76H35V78H33L32 80H34L35 79V81L36 80H38L39 82L41 81V80H45L47 83H45V84H51V81H52V76H48V77H44V76H42V74ZM48 73V72H47ZM59 73H60V75H59ZM72 73H69L70 74V76H74V74H72ZM75 73V74H76ZM87 73V72H86ZM171 73H172V75H171ZM174 73H175V76L177 77V81L176 80H173V79H171V78H173V76H174ZM188 73H190V74H188ZM193 73V75H191ZM50 74V75H51ZM118 74V75H117ZM176 74H178V75H176ZM63 75H65V74H63ZM78 75V74H77ZM81 75H79V77H77V80H79L78 78H82V79H84L85 78V76H84V78H83V76H81ZM85 75V74H84ZM104 75H106V76H104ZM111 75V77H112V80H113V82H111L112 80H110L111 79V77H110V79H109V76ZM114 75V76H113ZM158 75V76H157ZM182 75V76H181ZM201 75V76H200ZM205 75V76H204ZM206 75H208V78H206V80H205V77H207ZM213 75V76H212ZM66 76H68V74H66ZM62 77L64 80L65 79H67V77ZM81 76V77H80ZM91 76L89 77V80H90V78H91ZM96 76V77H97ZM118 78H117V77ZM154 76H155V78H154ZM178 76H179V78H178ZM198 76H199V78H198ZM71 77V78H72ZM76 77L74 76L73 77V79H76ZM105 77H106V79H105ZM107 77H108V79H107ZM115 77V78H114ZM176 77H174V78H176ZM197 77V78H196ZM201 77H202V79H201ZM203 77H204V79H203ZM37 78V79H36ZM49 78H51V81H49L50 79ZM69 78V77H68ZM153 78H154V80H153ZM192 78V77H191ZM70 79V78H69ZM69 79H67V80H69ZM82 79H80V80H82ZM88 78L86 77V79L85 80H87ZM116 81H115V80ZM152 79V80H151ZM156 79V80H155ZM171 79V80H170ZM209 79V80H208ZM31 80V81H32ZM71 80V79H70ZM84 80V81H85ZM92 80V79H91ZM105 80H109V81H106V82H104ZM149 80V81H148ZM255 80V79H254ZM35 81H33L32 83H35ZM61 81V80H60ZM84 81H82V82H84ZM95 81L97 82L96 84L97 85H95L94 83H95ZM100 81V82H99ZM142 81H144V82H148V83H146V84H148L149 85V92L147 91H145V92H142V91H144V89L142 88V86H140V83L142 82ZM155 81V82H154ZM175 83H174V82ZM193 81H195V82H193ZM200 81V82H199ZM209 81V82H208ZM37 82V81H36ZM108 82H109V84H108ZM111 82V83H110ZM116 82H117V84H116ZM154 82V83H153ZM157 82V83H156ZM172 82V83H171ZM197 82H198V85H196L197 84ZM208 82V83H207ZM32 83H30L29 82V84H28V82H27V85L26 86H23V88L21 89V91L18 93V95L19 96H21L22 98L26 95L25 93H27L28 91L30 92V90L32 89V87H33V85L35 86L36 84H32ZM43 82L41 81V84H42ZM94 85H93V84ZM105 83V84H104ZM112 83H114V84H112ZM202 83V85H201V87L199 86V84H201ZM250 83H253V81H251ZM40 84V85H41ZM44 84V83H43ZM42 84V85H43ZM52 84H54L53 82H52ZM79 83H77V85H78ZM106 84H108V85H112V88L114 87L113 85H118L117 86V88H116V86L114 87V89L116 88V90H113L110 86H106ZM167 84V85H166ZM191 85V87H190V85ZM193 84V85H192ZM206 84V85H205ZM210 84V86H212V88L211 87H208V85ZM39 84H37V86H38ZM99 85V86H98ZM152 86V88L153 89H151V86ZM161 85V84H160ZM174 85V86H173ZM177 85V86H176ZM50 86V87H49ZM52 85H48V86H43L44 87V90H46V91H44V95H45V92H51L52 90L50 89V88H52L53 89V91H54V88L53 87H51ZM79 86V85H78ZM97 86V87H96ZM142 88V89H140V87ZM157 87V88H154V87ZM166 86L169 88L168 90H166ZM176 86V87H175ZM220 86V87H219ZM43 87L41 88V90L43 89ZM47 87H48V89H47ZM87 87H89V89L87 88ZM106 87H108L107 88V91H108V89H110L109 91H117V93L116 94H114V95H111L110 96V92L108 91V93L107 94H109V95H107V96H110L111 97V99H108V97L106 98V96L104 95V94H106V93H104L103 94V92H104V90L106 91ZM178 87H180V86H178ZM185 87V88H184ZM222 87V88H221ZM33 88H35V87H33ZM75 88H77L76 86H75ZM92 88V87H91ZM100 88L102 89V90H100ZM140 90H139V89ZM171 88H172V90H171ZM199 88V89H198ZM203 88V89H202ZM206 88H208V89H212L213 91H212V93L211 94H213L214 92H216V93H214L213 95H211V97H209V98H207V100H205L204 101V98L201 100V96H202V94L204 93V91L203 90H205ZM213 88H215V89H213ZM226 88V89H225ZM88 89V90H87ZM92 89H94V88H92ZM187 89V90H186ZM223 89V90H222ZM225 89V90H224ZM50 90V91H49ZM98 90H100L99 92H98ZM150 90L152 91V92H150ZM186 90L187 92H184V91ZM203 92H202V91ZM216 90V91H215ZM219 90V91H220ZM25 91H27V92H25ZM43 91V90H42ZM41 91V93L43 94V92ZM52 91V93H48L50 96V98H52L53 99V97H52V95L55 93V92H53ZM78 89L77 90H75V91H73V92H75V93H73L72 92V94L70 93V95L69 96H71V95H74L75 94V98L74 99H76V97L78 98V96H76V94L77 93H79L80 91H78ZM103 91V92H102ZM106 91V92H107ZM195 91L197 92L196 94H195ZM25 92V93H24ZM77 92V93H76ZM100 93L101 95H99V98L97 97L98 96V93ZM125 92H129V96H125V94H127V93H125ZM146 93L145 95H146V97L148 98V100H147V98L144 96V95H141V93ZM169 92V93H168ZM184 92V93H183ZM199 92V93H198ZM202 92V93H201ZM112 93V92H111ZM25 94V95H24ZM47 93H46V95H48ZM52 94V95H51ZM84 94V95H85ZM103 94V95H102ZM133 94V95H132ZM139 94V95H138ZM195 94V95H194ZM1 95H3V94H1ZM0 95V96H1ZM18 95H17V97H18ZM30 95V94H29ZM43 95V97H46V96H44ZM172 97H171V96ZM197 95V96H196ZM217 95H218V97H217ZM53 96H55V95H53ZM66 96V95H65ZM83 96V97H82ZM112 96L114 97V98H112ZM168 96V97H167ZM174 96V97H173ZM233 96H237L236 94H234ZM2 97V96H1ZM93 97V98H92ZM103 97H105L106 99H108L109 101H113L112 102V105H110V103H105L104 101H103V99L106 101V99L105 98H103ZM163 97H165L166 99H167V101H166V99L165 98H163ZM185 99H184V98ZM215 97V98H214ZM238 97V96H237ZM246 97H248V98H252L253 99V97H254V95L253 94H247V96ZM3 98V97H2ZM47 98H48V96H47ZM70 98H72V97H70ZM116 98V99H115ZM145 99V100H142V99ZM169 98H171V99H169ZM225 98V99H224ZM16 99H18V98H15V100L14 101H12V103L14 104V102H16L17 100ZM96 99V101H95V98H94V101L95 102H97L98 100ZM112 99H115V100H112ZM161 99V100H160ZM163 99V100H162ZM178 99V100H177ZM0 100H2V99H0ZM54 100H55V97H54ZM67 100L69 101V98H68V94H67ZM92 100V101H91ZM107 100V101H108ZM165 100V101H164ZM168 100H169V102H168ZM225 100V101H224ZM74 101V100H73ZM72 101V102H73ZM108 101V102H109ZM162 101V102H161ZM174 101V102H173ZM177 101V102H176ZM180 101V102H179ZM67 102V101H66ZM70 102V101H69ZM68 102V103H69ZM99 102H97V103H99ZM102 102L103 103H105V104H107V106H108V110H104V109H107V106L106 105H102ZM153 102V101H152ZM160 102H161V104H160ZM165 103V104H162V103ZM175 102H176V106H175ZM91 103V104H90ZM170 103H171V105H170ZM172 103L174 104V105H172ZM13 104H11V105H13ZM15 104H17V102L15 103ZM126 104H127V106H125L124 107V110H126V111H124V113L130 118V120H132V121H130V123H132L133 124V126H135L136 127V125L138 124L137 123V121L135 120V115H134V112L132 111L133 109H131L133 106H130V108H129V105H132L131 104V102H129L128 100H127V102H126ZM139 104V103H138ZM169 104V105H168ZM202 104V105H201ZM109 105L111 106V107H109ZM166 105V106H165ZM225 105V106H224ZM14 106V105H13ZM16 106V105H15ZM105 106V107H104ZM152 106V105H151ZM163 106V107H162ZM168 106V107H167ZM170 106H173V107H170ZM224 106V107H223ZM86 107H90L91 108V106H86ZM100 107V108H99ZM115 107V106H114ZM167 107V108H166ZM208 107H209V109H208ZM221 107H223V108H221ZM160 108V109H159ZM162 108V109H161ZM170 108V109H169ZM94 109V110H95ZM167 109H169V110H167ZM176 110V111H174V110ZM88 110V109H87ZM86 110V111H87ZM94 110H93V112H94ZM168 111V112H166V111ZM85 111V112H86ZM96 111V110H95ZM108 112V115H107V113L106 112ZM163 111V112H162ZM84 112V115H88L89 113H90V111H87L86 113ZM92 111H91V114L93 113ZM173 112H175L174 114H175V118L173 117L174 115H173ZM176 112H179V114H177ZM206 112V113H205ZM95 113V115L93 114L92 116H93V118L92 119H94V120H92L91 119V121H94V122H90V126H91V128H93V131L95 132V133H98V132H100V130H101V128H103L104 126H103V124H101V123H98L97 121H96V116L98 115V116H100L97 112H94ZM165 113H167V114H165ZM168 113H169V115H168ZM172 113V114H171ZM180 113H181V115H180ZM165 114V115H164ZM186 114V115H185ZM166 115H167V117H166ZM172 115V117H170ZM183 115H185V116H183ZM188 115V116H187ZM53 116V115H52ZM150 116H152V114L150 115ZM181 116V117H180ZM187 116V117H186ZM185 118V119H182V118ZM189 117V118H188ZM47 118V117H46ZM45 118V119H46ZM49 118H51V117H49ZM91 118V117H90ZM181 118V119H180ZM191 118H192V120H191ZM165 119V120H164ZM173 119H175L174 121H173ZM178 119V120H177ZM187 119V120H186ZM157 120V121H158ZM166 120H168V121H166ZM186 120V121H185ZM189 120V121H188ZM191 120V121H190ZM218 120H221L220 118L218 119ZM47 121V120H46ZM97 122V123H96ZM136 122V123H135ZM142 122H144V123H142ZM177 122V123H176ZM165 123H167V124H165ZM51 124V123H50ZM135 124V125H134ZM161 124V125H160ZM170 124H171V126H170ZM176 124V125H175ZM180 124V125H179ZM182 124V125H181ZM211 124H213V123H210L209 124V126L211 125ZM167 125V126H166ZM143 126V127H142ZM163 126V127H162ZM170 126V127H169ZM176 126V127H175ZM178 126H179V128H178ZM220 126H223V124L222 125H220ZM169 129H167V128ZM180 127H184L183 129L182 128H180ZM202 127L204 128V124L202 125ZM152 128H154V129H152ZM164 129V130H163ZM172 131H171V130ZM177 129V130H176ZM182 129V130H181ZM46 130H49L48 132L46 131V134L48 135V134H50L49 132H52L51 131V128H49V127H46ZM155 132V136H154V133H153V131ZM163 132H162V131ZM176 130V131H175ZM184 130V131H183ZM162 133H161V132ZM166 133H165V132ZM174 131V132H173ZM180 131V132H179ZM145 134H144V133ZM159 132V133H158ZM158 134V138H157V134ZM168 133V134H167ZM171 133V134H170ZM175 133V134H174ZM178 133V134H177ZM180 133V134H179ZM45 134V135H46ZM161 135V137H160V135ZM162 134H163V136H162ZM174 134V135H173ZM177 134V135H176ZM154 137H153V136ZM165 135V136H164ZM169 135H170V138H169ZM179 135H181V136H179ZM113 136H115V137H119V136H121V133L120 132H117L116 134H114ZM153 138H152V137ZM167 136V137H166ZM175 136V137H174ZM34 137V138H33ZM30 140H26V141H28V142H26L25 144H24V142L21 144L22 145V150L20 151L21 153L23 152L24 154H26L27 152H28V154H31L30 155V157H28V159H29V162L31 161V164H37V165H39V166H42V163H40V157H39V155H41L42 154V151L43 152H45V150L47 151V149H44L46 146H48V144H46V142H48L49 143V141H47L48 139V137H49V135L47 136V140H41V138H37V136H33ZM177 137H179V138H177ZM49 138H51V136L49 137ZM150 138H152V139H150ZM163 138V139H162ZM185 138H187V140H185ZM153 139H154V141H153ZM162 139V140H161ZM167 139V140H166ZM174 141H173V140ZM182 139H183V143L181 142L182 141ZM52 140H54V138L52 137L51 139H50V142H52ZM159 140V142H156V141H158ZM165 142H164V141ZM30 141V142H29ZM169 141H170V143H171V145H170V143H169ZM174 143H173V142ZM181 143H180V142ZM152 142H156L157 144H159L160 142H161V144H159V146L157 145L155 148H153V147H151V143ZM164 142V145H162V143ZM185 142V143H184ZM57 143H58V141H55V143H49V146L52 144V145H57ZM169 143V144H168ZM176 143V144H175ZM23 144H24V146H23ZM30 144H32V145H30ZM95 144H97L96 146H94L92 149H93V153L96 155V157L98 156L99 157V159H101V158H103V157H105L106 156V154H107V149H105L104 148V144H105V141H101V142H98V143H95ZM167 144V145H166ZM186 144V145H185ZM28 145L29 146H32V147H28ZM51 145V146H52ZM147 145H149L150 147H148ZM170 145V146H169ZM174 145V146H173ZM181 145V146H180ZM34 146V147H33ZM178 146H180V147H178ZM164 147V148H163ZM166 147V148H165ZM170 147V148H169ZM178 149H177V148ZM182 147V149H180ZM18 148H19V146H18ZM20 148H21V146H20ZM44 150H43V149ZM148 148V149H147ZM149 148H151V149H149ZM168 148V149H167ZM174 148V149H173ZM144 149V151H146ZM170 149L172 150L173 149V151L175 152H173V151H170ZM20 150V149H19ZM40 150V152H38L39 154H37V151H39ZM152 150V151H151ZM165 150V151H164ZM178 150L179 151H185V152H190V154L188 155V154H185V152L183 153V154H180L179 152H178ZM176 151L179 153V154H177L176 153ZM20 152H19V154H20ZM48 152L50 153V151L48 150ZM48 152L46 153V154H48ZM169 152V153H168ZM167 154L169 155L168 157H167ZM171 154H173V155H171ZM22 155V154H21ZM43 155H45V153H43ZM49 155V154H48ZM48 155L45 157V158H47L48 157ZM131 155V154H130ZM35 156V157H34ZM42 156V155H41ZM50 156H52V154L50 155ZM50 156L48 157V158H50ZM141 156V155H140ZM172 156V157H171ZM180 156V157H179ZM188 156V157H187ZM191 156V157H190ZM24 157V156H23ZM26 157H27V155H26ZM26 157H24V158H26ZM43 157V156H42ZM41 157V158H42ZM170 157V158H169ZM188 159H187V158ZM207 157V158H206ZM6 158V157H5ZM39 158V159H38ZM173 158V159H172ZM52 159V157L49 159V162H50V160ZM152 159H154L153 161H152ZM171 160V161H166V160ZM190 159V160H189ZM192 159H194V161L192 160ZM37 160H39V162L37 161ZM43 160H47V159H43L42 158V162H43ZM146 160H149L148 162L146 161ZM157 160H159V161H157ZM133 161H132V163H133ZM140 161H142V162H140ZM161 161H164V162H166L165 164H161ZM175 161V162H174ZM36 162H38V163H40V164H38V163H36ZM51 162H52V160H51ZM145 162V163H144ZM148 164H147V163ZM155 163V164H152V163ZM173 162V163H172ZM198 162V163H197ZM142 164V165H140V164ZM157 163V164H156ZM158 163H159V165H158ZM167 163H169V164H167ZM175 163H176V165H175ZM178 163V164H177ZM206 163V162H205ZM44 164V163H43ZM198 164V165H197ZM136 165H140V166H136ZM158 167H157V166ZM161 165H162V167H161ZM167 165V166H166ZM196 165V166H195ZM146 166V167H145ZM164 166H166L165 168H163ZM168 166H170V167H168ZM134 169H133V168ZM138 167H140V169L138 168ZM144 167V168H143ZM157 167V168H156ZM159 167H161V168H159ZM154 168H155V170H154ZM158 168H159V170H158ZM132 169V170H131ZM142 169H143V171L144 172H154V174L156 173V180H158V181H154V183L153 184H151V183H147L146 185H147V187L145 188V186H144V188L146 189L145 190V194H142V196H143V200H140V198L139 197H136V195H134L132 192L133 191H135V192H138V193H140L141 192V190H142V188H140V186H138V183L137 182H135V180H134V173L136 174V173H138L139 171L141 172L142 171ZM163 169V170H162ZM164 169H165V171H164ZM169 169V170H168ZM174 169H175V171H174ZM142 171V172H143ZM157 171H159V172H157ZM169 171V172H168ZM173 171V172H172ZM100 172H101V170H96L95 171V177H97V178H99V183H100V185H102V187H103V183H105V179L104 178H101V176L103 177V175H101L100 174ZM165 172V173H164ZM168 173H170L171 175H169ZM178 173V174H177ZM181 173V174H180ZM50 174V173H49ZM173 174V175H172ZM47 175H48V173H47ZM175 175V176H174ZM154 176V177H155ZM202 175H199V177H201ZM46 177H48V176H46ZM49 177H50V175H49ZM148 177V176H147ZM150 177V176H149ZM154 177H150L149 179L151 180V178L152 179H154ZM169 177H170V179H169ZM172 177V178H171ZM158 178V179H157ZM49 179V178H48ZM182 179V180H181ZM169 180V181H168ZM180 180H181V182H180ZM101 181H102V183H101ZM172 181V182H171ZM134 182V184H132ZM183 182V183H182ZM193 182H195V183H193ZM137 183V184H136ZM0 184H2V181L0 182ZM132 184V185H131ZM149 184H150V186H149ZM184 184V185H183ZM183 187H182V186ZM2 186V185H1ZM0 186V187H1ZM130 186H131V188H130ZM134 186V187H133ZM136 186H138L137 188H136ZM186 188V190H185V188ZM182 190H181V189ZM1 189V188H0ZM175 189H177V190H175ZM188 189V190H187ZM174 190V191H173ZM181 192H180V191ZM184 190V191H183ZM183 191V192H182ZM187 191V192H186ZM188 191H189V193H188ZM175 192V193H174ZM176 192H177V194H176ZM186 192V193H185ZM121 193H123V195L122 196H120V194ZM160 193V194H159ZM176 194L175 196H174V194ZM180 194V196H178L179 194ZM185 194H187V196L188 197H186V195ZM1 195V194H0ZM217 196V197H216ZM220 196V195H219ZM230 197V203H229V201L227 200V204H226V206L227 207H230V208H227L226 206H224L225 205V203H223L222 201H221V199H220V197L218 198V195H214V196H212V198H208L209 200H207L208 201V203H207V207H208V209H210V210H207V207H205V221H206V228L204 229V239H203V241L204 242H202L203 244H202V246H200L199 248H198V246L197 245H195V244H193L192 246H187V245H183V246H185V249H186V253L187 252H189L190 251V255L191 256H193V255H195V254H197V252H198V250H201V256H200V258L202 259V261H204V264H218V262H220L219 264H222V262L224 261V259H225V257L227 258L226 260H228V257L226 256V255H230L228 252H227V250H225L226 248L228 249V247H226V246H229L228 244L225 246L224 244H225V240H222L223 242H221L220 240L222 239V237H221V239L219 238L221 235V230L222 229H220V231H219V228H218V226L219 225H217V224H220V221L221 220H223L224 218V216H225V212H235L234 214H236V215H241V214H243V208H247V207H249V205L248 204H252V203H249L246 199H240V198H238V199H240V201H238L237 200V198L235 199V198H233V197H231V196H229ZM232 198V199H231ZM220 199V200H219ZM225 199H229V198H225ZM224 199V200H225ZM235 199V200H234ZM94 200L96 201V207L95 208H97V209H95V211L96 212H94V214H97V215H95V216H101V215H103L104 216V214H105V209H103V203H105L106 201H105V197L103 196V192L102 191H99L98 193H96V196H94ZM211 200V201H210ZM237 200V201H236ZM245 200V201H244ZM190 201H192V203L190 202ZM218 201H220V202H218ZM235 201H236V203H235ZM244 202V203H242V202ZM35 202V201H34ZM143 202H145L144 204H143ZM231 202H234V203H232L231 204ZM213 203V204H212ZM239 203H241V204H239ZM247 205H246V204ZM234 204V205H233ZM238 204V205H237ZM259 205L256 207L255 206V216H254V219H255V223L256 224H258V225H256L255 224V226L253 225L252 226V231H249L250 229L248 228L247 230L245 229V231L247 232H244L243 230H244V228L243 227H238L237 229H234V231L232 232V233H230V234H232V237H233V239L234 240H237V242H236V246H234V244L232 243V242H228L229 244L230 243H232V244H230L231 245V248H232V245L234 246L233 248H234V251L236 252V254L238 255V258H240V259H242V258H244V256L245 255H247L248 256V258H250V260H253L256 264H262V260H264V258H262V257H264V255H262V251H260L259 250V246H261V247H263L264 248V214H263V212H264V210L262 209V204H260V203H258ZM221 205L222 206H224V209L221 207ZM232 205V206H231ZM241 205V206H240ZM245 205V206H244ZM216 206V207H215ZM219 206V207H218ZM235 206H237V207H235ZM193 207V208H192ZM221 207V208H220ZM147 208H149L150 210L149 211H145ZM227 208V210H225ZM213 209V210H212ZM224 210L223 212H222V210ZM232 210V211H231ZM258 212H257V211ZM186 211V212H185ZM213 211V212H212ZM214 211H215V213H214ZM239 211V212H238ZM192 212V213H191ZM194 212V213H193ZM134 213V214H133ZM240 213V214H239ZM126 214H128V217H131L130 218V222L131 223H133V221L131 220V219H134L135 220V216H137V220H139L138 221V223H141V222H143V223H141V226H140V229H138V231H136V230H134V232L133 233H131L127 228H123V227H121V226H123V225H125V224H123L124 222H121L120 220H122V218H123V216H125ZM132 214V215H131ZM184 214H185V217L187 218V219H185L183 216H184ZM215 214V215H214ZM260 214V215H259ZM130 215V216H129ZM191 215V216H190ZM218 215V216H217ZM222 215V216H221ZM102 216V217H103ZM127 216V215H126ZM152 216V219H150V217ZM257 216H259V217H257ZM97 218H99V219H101L100 217H97ZM218 218H220L219 220H217ZM222 218V219H221ZM258 219V221H256L257 219ZM184 219L185 220H187L186 222H183L184 221ZM120 221L121 223H122V225L120 224V223H118L117 221ZM123 221H124V218H123ZM141 221V222H140ZM153 221H156V222H153ZM219 221V222H218ZM263 223H262V222ZM187 222V223H188ZM192 222V221H191ZM261 224H260V223ZM119 224L121 225V226H119ZM189 224V223H188ZM209 224V225H208ZM128 225H131V224H128ZM128 225H125L126 227L128 226ZM184 225H186V224H184ZM121 227V228H120ZM253 227H256V229L255 228H253ZM262 227V228H261ZM218 228V229H217ZM130 229H131V226H130ZM168 229V230H167ZM255 230V232H254V230ZM132 230V229H131ZM169 230H170V233H171V235L169 234ZM160 231V232H159ZM172 232H173V234H172ZM249 232H251L250 233V235H248V233ZM139 233V234H138ZM103 234V233H102ZM102 234H101V236H102ZM104 236H106V235H104ZM171 236V237H170ZM203 236V235H202ZM248 236L250 237V236H252V237H250V239L248 238ZM247 237V238H246ZM101 239H103V236L102 237H100ZM105 238V237H104ZM110 238V237H109ZM162 239V240H161ZM220 239V240H219ZM244 239H245V241H244ZM121 240H123V242H121ZM137 240H139V241H137ZM250 240V241H249ZM249 241V242H248ZM241 242V243H240ZM119 243H121L120 245H119ZM164 244V246L162 245V244ZM235 243V242H234ZM218 244L219 245H221V244H223V248H224V246L226 247L225 249H222L221 247L219 248V246H218ZM238 244V245H237ZM241 244V245H240ZM248 244V245H247ZM159 245H162V248L159 246ZM114 246V245H113ZM138 246H139V244H138ZM138 246H137V248H138ZM218 246V247H217ZM222 246V245H221ZM248 246V247H247ZM159 247H160V249H159ZM195 247V248H194ZM203 247V248H202ZM236 247V248H235ZM180 248H182V245L180 246ZM207 248V250H205ZM229 248H230V246H229ZM233 248H232V250H233ZM248 248V249H247ZM122 249H124L123 247H122ZM135 249V248H134ZM194 249V250H193ZM195 250H197V251H195ZM222 250H224L223 252H225V253H223L224 254V256H221L222 255V253H221V251ZM229 250V252H230V249H228ZM192 251V252H191ZM207 251V252H206ZM212 251V252H211ZM218 251V252H217ZM234 251H232V252H234ZM237 251H239V252H237ZM259 251V252H258ZM231 252V253H232ZM249 252V253H248ZM252 252V253H251ZM261 252V253H260ZM139 253V252H138ZM228 253V254H227ZM240 253H241V255H240ZM243 253V254H242ZM126 254V253H125ZM206 254V255H205ZM212 254V255H211ZM232 254H234V253H232ZM245 254V255H244ZM253 256H252V255ZM264 254V253H263ZM131 255H134V252H132L131 253ZM148 255V254H147ZM204 257H206V258H204ZM237 255H235V256H237ZM260 255V256H259ZM145 256L146 255H144L143 256V258H145ZM213 256V257H212ZM231 256V255H230ZM246 256V257H247ZM252 256V257H251ZM262 256V257H261ZM103 257V256H102ZM146 257H148V256H146ZM232 257L234 258V256L232 255ZM242 257V258H241ZM258 257V258H257ZM109 257H107V259H108ZM114 259H112V256L109 258V260H114V261H116V262H114L113 261V264H125V261H120V259H118L117 257H113ZM216 258V259H215ZM222 258V261L220 260ZM252 258V259H251ZM261 258V259H260ZM102 259V258H101ZM103 259H104V257H103ZM102 259V260H103ZM146 259V260H147ZM150 259V260H149ZM205 259V260H204ZM215 259V260H214ZM145 259H144V262L146 261ZM120 261V262H119ZM133 261H135L137 264H139V263H141V261H139L138 260V258H135V259H132V260H130V264H131V262H133ZM143 261V260H142ZM148 261H146L145 263L143 262V263H141V264H148ZM207 262V263H206ZM226 262V261H225ZM112 263V262H111ZM176 264H178V263H176Z\"/></svg>",
  "mask_w": 264,
  "mask_h": 264
}]
</instances>
